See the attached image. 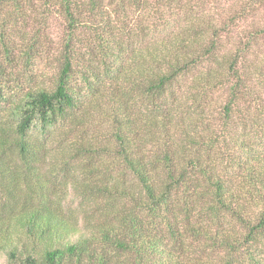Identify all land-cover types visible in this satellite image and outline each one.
Listing matches in <instances>:
<instances>
[{
	"label": "trees",
	"instance_id": "obj_1",
	"mask_svg": "<svg viewBox=\"0 0 264 264\" xmlns=\"http://www.w3.org/2000/svg\"><path fill=\"white\" fill-rule=\"evenodd\" d=\"M53 17V85L16 94ZM3 103L0 264H264V0H0ZM49 171L72 199L27 194Z\"/></svg>",
	"mask_w": 264,
	"mask_h": 264
},
{
	"label": "rangeland",
	"instance_id": "obj_2",
	"mask_svg": "<svg viewBox=\"0 0 264 264\" xmlns=\"http://www.w3.org/2000/svg\"><path fill=\"white\" fill-rule=\"evenodd\" d=\"M65 34H64V22L61 18L53 17L50 18V28L46 32V34L42 35L39 39V44L41 47H38L40 53H38L32 61H13L14 68L12 72L18 75V82L15 84L18 88L14 91L16 94H22L27 88L45 86L46 88H51L53 85V81L55 80V76L59 70V58L62 50V46L64 43ZM14 41L17 45V49L20 51L16 52V54L23 52V47L20 39L14 38ZM21 56V55H20ZM29 62V63H28ZM27 64V65H26ZM28 73L30 75H28ZM15 85H12L14 87ZM13 93L7 92V95L12 96ZM7 104L0 105V123H4L7 120V116L9 115ZM102 122H99L101 124ZM49 157L53 156L54 158H58L61 155V151L57 149L56 145H53L49 151ZM10 164V170L7 169L2 163H0V168L3 170V174L0 173V206L4 204L3 200H10V194L14 197V202H20L23 198L24 189V181L22 180V176L18 175V173L13 170L12 163ZM48 165L45 167L47 169H52L50 167V160L47 162ZM12 167V168H11ZM9 170V171H8ZM1 172V171H0ZM46 177L42 179L41 183H36V180L27 181L28 194L29 189L34 190L36 193L42 192V188L47 187L50 191H55L56 193L60 191H65L69 186L71 176L73 174H67L63 172H59L54 174V172H46ZM12 175V176H11ZM16 178V181H13L12 178ZM43 186V187H42ZM69 196L68 199H72L70 194V190L67 189ZM10 193V194H9ZM13 201L10 200V204ZM5 212H9L7 208H10L5 205ZM1 262V261H0Z\"/></svg>",
	"mask_w": 264,
	"mask_h": 264
}]
</instances>
